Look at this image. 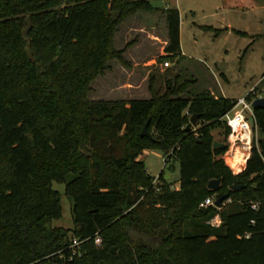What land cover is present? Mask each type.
<instances>
[{
	"label": "trees",
	"instance_id": "16d2710c",
	"mask_svg": "<svg viewBox=\"0 0 264 264\" xmlns=\"http://www.w3.org/2000/svg\"><path fill=\"white\" fill-rule=\"evenodd\" d=\"M152 9L149 0H0V264H264V107L252 109L260 152L254 142L232 174L211 131L223 125L227 137L234 99L190 94L194 79L179 72L161 93L150 79L147 99L87 98L107 60L122 58V20ZM162 13L159 60L180 55L178 11ZM145 124L152 139L139 134ZM145 149L178 162L177 189L162 172L154 182ZM213 178L218 190L207 187ZM54 181L72 200L73 229L52 225L63 211ZM225 193L220 210L198 205ZM215 213L218 227L207 222ZM75 236L87 238L81 254Z\"/></svg>",
	"mask_w": 264,
	"mask_h": 264
},
{
	"label": "rangeland",
	"instance_id": "374dc122",
	"mask_svg": "<svg viewBox=\"0 0 264 264\" xmlns=\"http://www.w3.org/2000/svg\"><path fill=\"white\" fill-rule=\"evenodd\" d=\"M149 2L153 6L152 11H137L122 20L115 37V47L122 50V58L112 57L107 60L105 70L99 72L89 83L88 100L146 99L150 97V79H153L155 89L161 93L166 88L165 81H172L177 72L183 79H194L188 88L190 94L212 88L209 91L213 96L234 100L245 94L248 99L253 100L263 96L264 43L261 34L264 33V0ZM166 3L176 8L180 14V42L185 56L159 60L158 57L163 55L165 34L160 11L162 12ZM218 5L222 9L217 10L219 14L213 15L212 12H215L214 8ZM17 15L21 17L23 14ZM24 15L27 17V14ZM26 17L25 23L28 20ZM228 23L231 29L222 32L204 31L200 28L211 25L216 29L219 24L222 27ZM29 27L31 24L27 23L22 28L27 37ZM235 30L246 34L235 33ZM130 56L135 57L133 60L137 63L136 66L132 64L133 61L130 62ZM145 58L147 59L144 60ZM165 60L168 62L167 66L162 64ZM223 131V125L212 129L213 141L225 143L227 137ZM223 155L224 153L221 155L223 164L232 174L243 171H234V163L224 159ZM166 157L159 149H145L139 159L144 162L149 175L157 178L162 172L168 182L177 185L178 162L170 160L165 164ZM170 165L173 166L172 169ZM53 187L61 192L63 211L59 218L52 221V225L73 229L72 200L64 190L65 183L54 181ZM153 243L158 245V241Z\"/></svg>",
	"mask_w": 264,
	"mask_h": 264
},
{
	"label": "built area",
	"instance_id": "2783aa9c",
	"mask_svg": "<svg viewBox=\"0 0 264 264\" xmlns=\"http://www.w3.org/2000/svg\"><path fill=\"white\" fill-rule=\"evenodd\" d=\"M169 5L166 3L164 9H168ZM164 66L168 65L167 61L162 63ZM253 89L251 88L250 91ZM253 99H248L247 94L243 95L240 98L235 100V103L231 107L230 110L226 111L222 116L223 121L228 126L229 131L225 142V150H224V159H228L230 162L236 159L234 162V166L232 168L236 171H241L244 168V164L246 160L251 155V147L255 142L257 148V137L258 133L256 132V124H255V116H253V107H252ZM257 151L258 148H257ZM260 152V151H259ZM222 157V158H223ZM167 160V157H166ZM165 160V164H166ZM262 161L264 164V156H262ZM239 167V169H238ZM234 170V171H235ZM237 173V172H236ZM157 178H155L154 182H156ZM169 188L177 189V185L170 184ZM216 196H210L201 201L198 205L201 208H206L210 205L216 207L213 202ZM229 201V199H227ZM255 207V205H253ZM218 210L221 209L216 207ZM208 224L218 227L221 224L220 216L218 213H215L210 219L207 221ZM87 238H80L75 236L72 239L71 247L74 249V253L81 254L79 250L83 241ZM102 238L100 233L97 231L94 235V242L97 244H101Z\"/></svg>",
	"mask_w": 264,
	"mask_h": 264
},
{
	"label": "water",
	"instance_id": "95a60500",
	"mask_svg": "<svg viewBox=\"0 0 264 264\" xmlns=\"http://www.w3.org/2000/svg\"><path fill=\"white\" fill-rule=\"evenodd\" d=\"M252 107L253 108H259V107H264V96H259V98H255L252 101ZM196 123V116L192 114L190 116V121L189 123L185 126V131H188L192 125ZM140 136H145L148 137L149 139H152V136L150 133L147 131L146 124L142 127L140 131ZM212 148H219V149H224L225 148V143H218L217 141H213ZM221 180L219 178H213L210 179L209 182L207 183V187L213 190H218L219 185H220ZM244 187L241 184L238 185H230L231 190H239L240 188ZM228 194H220L215 197L213 204L220 208L222 206V201L227 199Z\"/></svg>",
	"mask_w": 264,
	"mask_h": 264
},
{
	"label": "crops",
	"instance_id": "0c3cea01",
	"mask_svg": "<svg viewBox=\"0 0 264 264\" xmlns=\"http://www.w3.org/2000/svg\"><path fill=\"white\" fill-rule=\"evenodd\" d=\"M177 4V3H176ZM170 7H172V6H170L169 5V8ZM174 8V7H173ZM221 9H222V7L220 6V5H218V6H215V8H214V11L215 12H212V14L213 15H217V14H219L218 13V11L217 10H219V11H221ZM178 11V10H177ZM160 14H161V16H160V20L162 21V27H163V32H165V34H164V36H163V47L167 44V40H168V37H167V32H166V21H165V15L160 11ZM178 14H179V12H178ZM221 24H219V27L218 28H216V29H214V27L213 26H211V25H205V26H209V27H211L213 30H216V31H220V32H222V31H224V30H228V29H231V27H230V25H229V23L227 24V25H224V26H220ZM204 25L203 26H200V28L202 29V30H204L203 29V27H205ZM129 27L130 26H128L127 27V29H129ZM178 31H179V49H180V55L179 56H185V52L183 51V49H181V38H180V36H181V31H180V14H179V29H178ZM205 31V30H204ZM234 31V30H233ZM236 31L237 30H235V33H236ZM241 31V30H240ZM239 31V32H240ZM242 32H244V31H242ZM245 34H246V32H244ZM263 34V33H262ZM165 49H163V54L165 53V51H164ZM135 57H131L130 56V62L131 61H133L132 62V64L134 63L135 65L134 66H136V64L137 63H135V61L133 60ZM147 58H145L144 60H146ZM207 89H209V90H212V88H207ZM224 98V97H223ZM226 98H228V97H226ZM147 99V98H146ZM244 170V169H243ZM164 178H166L165 176H164Z\"/></svg>",
	"mask_w": 264,
	"mask_h": 264
},
{
	"label": "bare ground",
	"instance_id": "6f19581e",
	"mask_svg": "<svg viewBox=\"0 0 264 264\" xmlns=\"http://www.w3.org/2000/svg\"><path fill=\"white\" fill-rule=\"evenodd\" d=\"M235 160H236V159H235ZM235 160H234V161H235ZM230 163H234V162H233V161H231ZM232 165L234 166V164H232ZM238 169H239V167H238ZM234 170H235V169H234ZM239 170H240V169H239Z\"/></svg>",
	"mask_w": 264,
	"mask_h": 264
}]
</instances>
